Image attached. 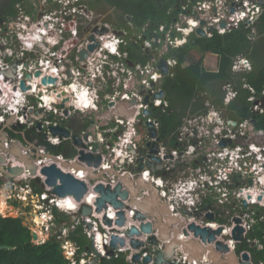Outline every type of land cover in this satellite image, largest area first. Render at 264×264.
Returning a JSON list of instances; mask_svg holds the SVG:
<instances>
[{"label": "built area", "instance_id": "1", "mask_svg": "<svg viewBox=\"0 0 264 264\" xmlns=\"http://www.w3.org/2000/svg\"><path fill=\"white\" fill-rule=\"evenodd\" d=\"M92 1L95 0H57L58 14L46 11L30 29L32 13L27 12L26 4L31 6L32 1L23 0L16 5L17 16L12 17L16 29L14 38L0 37V130L1 135L7 136L0 138V159L5 157V162L0 160L4 168L0 169V196L5 191L7 212L16 210L14 217L24 218L22 213L30 216L34 225L30 228L32 235L33 232L38 235L37 239L32 238L34 244L56 237L70 264H91L98 257L111 259L120 253L126 255L128 264H157L158 253L164 251L171 239L159 238L157 245H150L149 252H143L144 247H132L129 236L133 226L140 229L142 224L156 220L151 216L137 218L138 212L145 215L149 212L130 201L151 198L153 188H157L161 202L167 204L173 215L189 218V222L202 227H224L217 240L228 244L229 252H235L237 264H241L245 260L237 252L239 244L247 242L252 248H262L251 233L264 221V131L255 127L253 118L242 121L230 118L226 120V127L239 126L238 133L230 131L223 138L208 139L224 123L223 107L212 101L208 91L200 92L193 100L198 103L206 96L204 109L207 111L190 110L169 138L162 136L159 113L170 108L165 79L173 76L178 66V60L169 57V52L185 45L192 33L201 36L197 28H203L207 37H212L215 32L224 34L242 24L254 25L264 13V0H184L178 18L172 22L147 21L141 26L135 25L129 16H125L124 23L116 25L104 22L97 8L91 5ZM234 4L242 5L233 12ZM103 28L107 31L101 33ZM46 31L45 36L52 40L46 39L49 44L43 42L39 46L37 36L43 37ZM54 44L57 46L53 49ZM92 44L96 47L90 50ZM131 47L144 59L131 58ZM83 50L88 52L84 59ZM163 58L169 66L167 74L160 65ZM13 66H16L14 77L6 74ZM251 69V61L245 57L235 60L233 65L235 73ZM38 71L41 74L36 76ZM29 73L33 77H28ZM45 77H56L57 81L43 83ZM160 79H164L162 84ZM22 81L26 82V89L22 88ZM161 91L164 95L156 97ZM223 92L226 106L240 94L233 81L225 82ZM249 100L255 102L253 111L264 112V91ZM88 111L93 113L87 114ZM37 113L43 115L39 117ZM53 128L67 129L69 135L54 134ZM26 130L30 135L25 134ZM256 135L259 142L254 140ZM75 136L81 140L80 144L76 143ZM212 142L216 146L210 148ZM61 145L64 150L60 153L48 148ZM17 148L21 155L13 152ZM201 148L205 150L204 163L185 169L178 166L180 160H186ZM82 152L100 155V165L82 159ZM27 160L37 166L35 173ZM53 164L86 182L88 190L81 201L74 195L55 193L54 186L47 183L48 176L42 170ZM14 167L23 168V172L9 177L7 172ZM233 174L240 175L245 182L254 178L255 184L253 187L242 184L236 189L231 179ZM126 175L138 186L140 194L132 196L129 191L128 199L123 200L126 224L119 226L116 220L121 209L108 203L107 209L97 211L101 195L96 188L104 184L114 189L122 183L123 190H129L122 181ZM140 178L149 184L148 188L139 183ZM243 200H247V206ZM85 203L93 209L90 215L80 213ZM208 204L235 208L231 223L209 219L213 209H204ZM73 213L79 216L75 222L68 223ZM106 215L113 220L112 226L105 222ZM236 218L241 222L237 223ZM79 225L93 245L81 253V246L71 239ZM237 225L245 229L241 241L233 236ZM99 234L102 239L98 238ZM114 235L125 238L127 244L118 242L115 248ZM152 235L159 237L154 227L152 233L136 238L146 242ZM138 252L142 257L135 261L133 256ZM229 252L223 253L225 257ZM149 253L153 260L145 263L144 257ZM248 254L251 264H264L256 263ZM167 260L178 264L211 263L207 255L201 260L189 261L188 253L182 249H176V254Z\"/></svg>", "mask_w": 264, "mask_h": 264}, {"label": "trees", "instance_id": "2", "mask_svg": "<svg viewBox=\"0 0 264 264\" xmlns=\"http://www.w3.org/2000/svg\"><path fill=\"white\" fill-rule=\"evenodd\" d=\"M21 1L23 0H11V9L9 12L5 11L3 15L16 17L18 14L16 5ZM183 1L95 0L91 5L98 8L101 4H107L121 13L118 24L124 23L125 16H129L135 25L141 26L147 21L172 22L178 18ZM53 4L59 6L57 2ZM31 7L34 8L33 4ZM130 49L131 58L144 59L139 56L135 48ZM208 53L216 54L218 57L215 70L208 69L204 64ZM243 55L252 61L253 68L235 73L233 71L235 59ZM168 56L176 57L178 66L175 68V74L165 79L170 108L165 113H159L164 138H169L177 130L190 110L207 111L204 109V101L199 105L193 102L196 96L204 91L213 92L212 100L216 105L227 107L229 118L238 121L253 118L255 127L264 131V112L253 111L255 102L249 100L252 96L259 97L264 91V13L254 25L246 27L242 24L225 34L215 32L212 37H202L192 33L185 45L170 51ZM228 81L234 82L240 94L237 100L226 106L224 96H220L218 90L212 86L215 83L219 86ZM48 148L60 153L63 152L64 145L48 146ZM0 183H2L1 179ZM251 236L255 237L262 248H252L244 242L237 246V252L241 256L250 253L256 263L264 262V221L255 226ZM71 237L83 248L88 247L89 240L83 232V226L79 225ZM32 238V231L24 224L23 217L0 215V264H70L62 252L61 242L56 237L43 244H34ZM101 264H128V262L126 255L120 253L118 257L103 259Z\"/></svg>", "mask_w": 264, "mask_h": 264}, {"label": "water", "instance_id": "3", "mask_svg": "<svg viewBox=\"0 0 264 264\" xmlns=\"http://www.w3.org/2000/svg\"><path fill=\"white\" fill-rule=\"evenodd\" d=\"M242 4H234L231 7V10L235 12L237 7H240ZM3 19L0 18V23ZM98 31V28H96ZM213 31V27L209 29ZM107 29L103 28L100 30L101 33L106 32ZM197 33L203 37L207 36V32L203 28H197ZM93 40L95 36L91 37ZM96 45L92 44L90 46V50L95 49ZM66 53V52H65ZM88 55L87 50H83L81 52V57L84 59ZM132 64V62H131ZM161 67L163 71L167 74L169 72V66L166 60L163 58L161 60ZM16 71V66H13L11 70L6 72L7 75L13 76ZM71 72H69L70 74ZM41 74L40 71L36 72V76ZM28 77H33L32 74H28ZM43 83L52 82L55 83L57 81L56 77H45ZM164 79L159 80V84H162ZM22 88L26 89V82L22 81ZM164 95V91L159 92L156 97H162ZM123 108V107H122ZM122 108H120L122 110ZM147 113H150L148 110ZM92 111H88L87 114H92ZM134 113V111L132 112ZM86 114V115H87ZM37 116H42V113H37ZM96 118L99 117L95 113ZM11 119L8 121L10 122ZM254 127V126H252ZM54 134L61 133L62 135H69V130L64 128H53L52 129ZM156 133L153 130V135ZM7 138L6 134L1 135L0 130V138ZM264 138V135H263ZM76 143L80 144L81 140L78 136H75ZM254 140L259 142V137L256 135ZM244 143L243 140H241ZM224 144V143H223ZM17 155H21V151L19 148L14 149L13 151ZM82 159L88 160L91 163H94L96 166L100 165L101 163V156L94 154H86L82 152ZM1 162H5V157L1 156ZM27 164L35 173L37 166L31 162V160H27ZM1 170H4L2 166H0ZM23 172V168L21 167H14L10 168L7 172L9 177H14L20 175ZM42 172L48 176L47 183L50 186H54V192L58 193L61 196L66 195H74L77 200L81 201L84 194L87 192L88 187L85 181L76 179L73 175L64 173L60 168H58L55 164L51 166H46L43 168ZM58 180H60L61 184H58ZM123 183L128 187L129 190H123V184L119 183L114 189L111 186H105L104 184H99L96 188V191L100 193V197L97 201V211L101 212L103 209L108 208V203L112 204L114 208L121 209L118 212L119 219L116 220V224L119 226H124L126 224V217L124 212V202L123 200L128 199L129 191L131 192L132 196H137L140 194V190L138 186L135 185V182L129 178L128 175L122 178ZM139 183L144 187L148 188L149 184L145 183L143 179H139ZM158 189L153 188L152 197H146L142 202L133 198L130 203L136 204L142 211L149 212L148 215L143 214V212L137 213V218L144 219L148 216L155 218L156 220L153 223H145L141 225V228H137L133 226L129 230V236L131 237V244L132 247L135 249L143 248V252H149L150 245H157L160 239H171L170 243L165 244L164 251H160L155 259L157 264H178L177 262L167 260L168 258H172L176 254V249H182L183 252L188 253V260L192 261L193 259L201 260L203 256L207 255V257L211 260L209 264H237V254L235 252H229L230 246L225 244L221 240H217V235H220L224 231V227H219L217 229H213L210 226L202 227L201 225L197 224L196 222H189V218L182 219L180 216L173 215L171 210L168 208L166 203L161 202V199L158 194ZM121 197V199H119ZM262 199V196L259 197ZM245 206L248 205L247 200H243ZM212 204H208L204 207V209L211 208ZM93 209L88 204H83L80 213L84 215H90ZM79 214L73 213L69 216L67 222L73 223L77 220ZM199 215H197L198 217ZM213 219V216H210ZM105 222L112 226L113 220L105 216ZM236 222H241L240 219L236 218ZM159 232V237L152 235L149 236L146 240H140L136 238V236H141L143 234H150L152 233V228ZM245 229L237 225L233 230L234 239L237 241H241L243 239V233ZM37 233L33 232V239H37ZM120 242L122 245H126V239L122 238L118 235L113 236L112 243L115 248H117V243ZM93 246V245H92ZM94 248V247H93ZM95 249V248H94ZM227 257L223 253H227ZM142 257V253H136L133 258L135 261H140ZM242 258L245 260L241 264H251L249 261V254L244 253ZM98 259V258H97ZM153 260L152 255L149 253L147 256L144 257L145 263H150ZM95 264V262L91 263Z\"/></svg>", "mask_w": 264, "mask_h": 264}, {"label": "flooded vegetation", "instance_id": "4", "mask_svg": "<svg viewBox=\"0 0 264 264\" xmlns=\"http://www.w3.org/2000/svg\"><path fill=\"white\" fill-rule=\"evenodd\" d=\"M10 9H11V0H0V18L3 19L0 23V37L1 36H8V38L12 40L14 38L15 32H16L15 25L12 21V17H10L9 15H7V16L3 15V13H5V11L8 10V12H9ZM208 92H209L210 96L212 97L213 92L212 91H208ZM217 92L218 93H224L223 90H218ZM202 99L205 101V103L208 101L206 96H203ZM210 103L212 106H215V104L212 103L211 101H210ZM226 126H227V121L224 120V123L222 124L221 130L217 129L216 131H213V133L210 136H207V138L208 139L209 138L214 139V138H218V137L223 138V136L228 135L230 133V131L238 133L240 130L239 126H235L233 128H228ZM27 133L30 135L31 132L26 130L25 134L28 135ZM225 142H226V140H224V143ZM215 146H216L215 143L212 142L210 148L215 147ZM204 151L202 148L200 150H197L194 154H192L188 158H186V160H180V163H178V166H180L181 169H185L189 166H197V164L204 163L203 162L205 159ZM231 179L233 181V187L236 189H239L240 185H242V184L252 186V187L255 184L254 178H251L245 182L244 179L243 180L241 179L240 175H234L233 174ZM212 209H213V211L210 212V214L208 215V218L211 219L210 216H213V219L218 218L219 220H221L225 223L230 222L232 220V217L234 216V214L236 212L235 208H233L232 206L231 207H228V206L227 207H225V206L217 207V206L213 205Z\"/></svg>", "mask_w": 264, "mask_h": 264}, {"label": "rangeland", "instance_id": "5", "mask_svg": "<svg viewBox=\"0 0 264 264\" xmlns=\"http://www.w3.org/2000/svg\"><path fill=\"white\" fill-rule=\"evenodd\" d=\"M34 8H32L30 6V4H26V9L27 12L28 10H30L32 12V14H30L31 16V22L28 23L29 24V28L31 29L34 25L37 24V22L39 21V19L45 14L46 11L48 10H53L54 14H58V10H59V6H55L53 3H48L47 0H31ZM57 0H54V2ZM59 1V0H58ZM97 11L100 13L99 15L102 16V19L104 20V22H110L113 24H118V18L120 17L121 13L116 10L115 8L110 7L107 4H101L98 8ZM16 20H18V18H16ZM56 20V19H55ZM39 27H41V25H39ZM252 37L253 34H252ZM217 61H218V57L216 54H212V53H208L205 57L204 60V64L207 66L208 69L211 70H215L217 68ZM212 88H216L217 90H222V88H224V83H221L219 86L217 83L214 84V86H212ZM203 101V99L201 98V100L198 102V104ZM223 111L221 113L223 120H228L230 119L228 117L227 114V109L225 107L222 108ZM1 192V190H0ZM5 195V192L3 191L1 196ZM2 204V203H1ZM4 205L6 206V210H7V205L6 202H4ZM2 211L1 206H0V213L2 212V216H9V215H13L16 216L17 215V211L16 210H11V211ZM23 212V211H22ZM25 217H24V224L27 226H30V228H32V226H34L31 222H30V216L28 214H24L22 213ZM29 217V218H28ZM220 222V221H219ZM221 223V222H220Z\"/></svg>", "mask_w": 264, "mask_h": 264}, {"label": "bare ground", "instance_id": "6", "mask_svg": "<svg viewBox=\"0 0 264 264\" xmlns=\"http://www.w3.org/2000/svg\"><path fill=\"white\" fill-rule=\"evenodd\" d=\"M38 32H41V30L36 31L37 35H39ZM46 34H48V31L44 32L43 37H42L41 34H40L41 36H37V39H36V40H37L39 46H43V42H45L46 39H48V40H52L51 38H47V36H45ZM262 179H263V181H264V177H263ZM4 192H5V191H4ZM5 198H6V194L0 196V206H1L2 211H5V210H6V206L4 205ZM1 203H2V204H1ZM6 211H7V210H6ZM98 238H99V239H102V234H99ZM71 239L74 240L72 237H71ZM74 241H76V240H74ZM76 242H77V241H76ZM77 243H78V242H77ZM78 244H79V243H78ZM79 245H80V244H79ZM80 246H81V245H80ZM90 246L92 247V244H91L90 241H89L88 247H87V248H83V247L81 246V249H80L79 252L81 253L82 251L87 250ZM105 258H106V257H98V259H96L95 264H101V262H102L103 259H105ZM106 259H107V258H106Z\"/></svg>", "mask_w": 264, "mask_h": 264}, {"label": "clouds", "instance_id": "7", "mask_svg": "<svg viewBox=\"0 0 264 264\" xmlns=\"http://www.w3.org/2000/svg\"><path fill=\"white\" fill-rule=\"evenodd\" d=\"M226 33H227V32H226ZM224 34H225V33H224ZM253 36H254V35H253ZM202 37H203V36H202ZM206 37H207V36H206ZM45 42H46L47 44H49L48 41L45 40ZM56 46H57V45L54 44V45H52V48L54 49V48H56ZM240 57L248 58L247 56H244V55H243V56H237L235 60L239 59ZM164 59H165V58H164ZM248 59H249V58H248ZM249 60H250V59H249ZM250 61H251V60H250ZM251 63H252V61H251ZM252 68H253V64H252ZM224 84H225V83H224ZM238 89H239V88H238ZM222 90H223V88H222ZM204 92H205V91H204ZM219 95H220V96H224V101H225V94H224V93H222V94L219 93ZM212 97H213V96H212ZM216 97H217V96H216ZM214 99H215V96H214ZM237 99H238V98H237ZM237 99H236V100H237ZM203 101H204V100H203ZM212 101H213V100H212ZM204 102H205V101H204ZM263 105H264V103H263Z\"/></svg>", "mask_w": 264, "mask_h": 264}]
</instances>
